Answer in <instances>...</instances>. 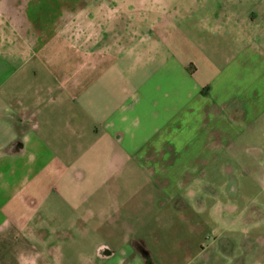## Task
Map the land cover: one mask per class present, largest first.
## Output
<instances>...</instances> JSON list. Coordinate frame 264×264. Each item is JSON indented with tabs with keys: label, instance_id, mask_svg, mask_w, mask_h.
Returning a JSON list of instances; mask_svg holds the SVG:
<instances>
[{
	"label": "crops",
	"instance_id": "1",
	"mask_svg": "<svg viewBox=\"0 0 264 264\" xmlns=\"http://www.w3.org/2000/svg\"><path fill=\"white\" fill-rule=\"evenodd\" d=\"M8 1L0 264H57L65 238L83 264H162L146 239L165 236L197 254L187 264H208V249L219 261L204 243L203 211L223 206L216 178L264 175V0H73L50 29L23 14L27 0ZM132 201L147 206L136 232L123 225ZM193 206L199 217L180 211ZM86 221L120 232L98 241ZM161 222L189 232L160 234Z\"/></svg>",
	"mask_w": 264,
	"mask_h": 264
},
{
	"label": "rangeland",
	"instance_id": "2",
	"mask_svg": "<svg viewBox=\"0 0 264 264\" xmlns=\"http://www.w3.org/2000/svg\"><path fill=\"white\" fill-rule=\"evenodd\" d=\"M8 1V0H7ZM13 2V0H11ZM28 8L27 10L23 8V14L26 16H32L34 23H41L43 26H49L51 28L52 22L60 20L62 17V11L64 9V4L68 2H73V0H27ZM26 1V2H27ZM99 1V0H98ZM151 1V0H149ZM9 2V1H8ZM129 3L128 7L130 9H136L142 0H117L115 3ZM238 3L241 7L246 8L251 5L253 0H242ZM8 4V3H7ZM126 6V5H123ZM26 10V11H25ZM7 12L8 9H7ZM58 17V18H56ZM8 19V18H7ZM4 19L2 24V29L0 31V36L3 37L4 33H8L9 20ZM40 29V26H39ZM214 179V176H212ZM216 178V177H215ZM237 181L235 182L234 179ZM217 182L218 185H222L223 189L218 192L219 199H222V208H216L215 204L208 207L207 213L203 215H208V234L207 238L204 239L205 246L209 248L217 247L222 251L223 248H227L228 244L233 247L235 253H240L241 260L235 258L231 264H264V175L257 176L256 180L251 175L245 173H238L237 175H218ZM214 179V181L216 180ZM230 180V182H229ZM216 182V181H215ZM212 182L213 185H215ZM234 182V183H232ZM229 183V184H228ZM228 184V185H227ZM231 187V188H230ZM212 191V192H211ZM215 195L217 192L210 190L208 194L209 201H216ZM195 203V201H193ZM142 209H147L146 204L138 201H132L128 204L127 211L129 213L128 223H123L127 226L128 231H137L140 228V223H136V215L141 212ZM182 214H190L191 217H199L201 215V210L199 207H189L180 209ZM165 210L160 212V217L165 214ZM159 217V218H160ZM237 217V218H236ZM39 219V218H35ZM158 219V217H157ZM235 221L233 222V220ZM178 224V223H177ZM120 224L109 223V222H84L83 229L86 234H90L91 237H97L98 241L104 240L105 237H112L115 233L120 232L118 226ZM185 226L184 223H182ZM76 227H82V222L77 221ZM155 227L162 233H185L189 232L188 228H181V223L170 224V222H161L155 224ZM230 228L229 231L222 233L225 229ZM70 227L68 230H72ZM219 237L216 238V232ZM87 235V236H90ZM104 236V237H103ZM263 236L261 239L256 237ZM103 237L104 239H101ZM77 239V238H76ZM93 239V238H92ZM196 239V238H195ZM151 246L155 249V259L162 264H187L190 258H195L197 254H189L184 249V245L179 243L178 239H169L168 236L162 239H146ZM227 244L225 243V241ZM116 240H114L115 242ZM76 240H68L65 238L63 240V246L59 249V255L50 256V258L59 263L58 260H63L62 254H64V261H68L67 264L81 263L83 264L85 258L83 256H74L76 253ZM60 246L58 240L55 241L52 246L49 247L50 253H54V249ZM197 253V251H194ZM221 256H219L220 258ZM218 258V259H219ZM50 259V260H51ZM196 264H204L203 258L194 259ZM215 258V255H210V261L208 264H220L221 261ZM217 262V263H216Z\"/></svg>",
	"mask_w": 264,
	"mask_h": 264
},
{
	"label": "flooded vegetation",
	"instance_id": "3",
	"mask_svg": "<svg viewBox=\"0 0 264 264\" xmlns=\"http://www.w3.org/2000/svg\"><path fill=\"white\" fill-rule=\"evenodd\" d=\"M256 238L261 239V238H263V236L256 237ZM225 243L227 244L226 241H225ZM227 246H228L227 248H223L222 251H220V255H219V256H221L219 258V262L221 261L220 264H231V262L234 261L235 258L237 260H238V258H239V260H241L240 253L239 254L235 253V250L233 249V247L230 246V243ZM206 247L209 248V246H206ZM207 251H208V254H207L208 260L210 261V255H212V253H211L210 249H208Z\"/></svg>",
	"mask_w": 264,
	"mask_h": 264
}]
</instances>
